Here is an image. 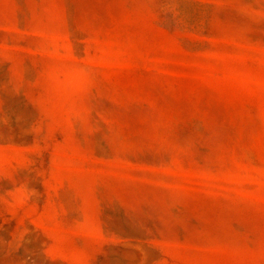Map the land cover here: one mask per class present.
<instances>
[{"label":"rangeland","instance_id":"374dc122","mask_svg":"<svg viewBox=\"0 0 264 264\" xmlns=\"http://www.w3.org/2000/svg\"><path fill=\"white\" fill-rule=\"evenodd\" d=\"M0 264H264V0H0Z\"/></svg>","mask_w":264,"mask_h":264}]
</instances>
